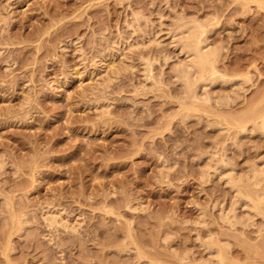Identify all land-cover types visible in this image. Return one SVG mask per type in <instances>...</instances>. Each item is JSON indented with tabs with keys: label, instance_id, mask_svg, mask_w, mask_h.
Here are the masks:
<instances>
[{
	"label": "rangeland",
	"instance_id": "374dc122",
	"mask_svg": "<svg viewBox=\"0 0 264 264\" xmlns=\"http://www.w3.org/2000/svg\"><path fill=\"white\" fill-rule=\"evenodd\" d=\"M263 118L264 0H0V264H264Z\"/></svg>",
	"mask_w": 264,
	"mask_h": 264
},
{
	"label": "bare ground",
	"instance_id": "6f19581e",
	"mask_svg": "<svg viewBox=\"0 0 264 264\" xmlns=\"http://www.w3.org/2000/svg\"><path fill=\"white\" fill-rule=\"evenodd\" d=\"M243 1H244V3H250V2H257L258 0H243ZM177 20L178 21H176L173 25L174 27H173L172 34H174L173 35L174 37H176V35L178 36V37H176L177 38L176 41H178L179 47L185 53L186 57H185L184 61L182 63H180V65H178L177 69L175 68L176 69L175 76H177L178 79L180 80L179 81L177 79L181 83V86H184L183 87L184 94L186 93L187 97L189 96L192 98H197V97H199V95H198L199 86H201V85L206 86L207 83L210 81V76H212L218 72V69L215 65V61L217 59L216 58L217 53L214 50L208 48V47H212V46H209L208 45L209 43L207 44V42L204 38L206 36V30L204 29L202 24L196 23V22H184L180 19H177ZM207 32H208V30H207ZM207 39H208V37H207ZM125 43H128V42H125ZM114 48H116V47H114ZM217 57H220V56L218 55ZM217 62H218V60H217ZM205 95H207V94H205ZM202 98H204V97H202ZM263 121H264V118H263ZM259 166H260V164H259ZM260 175H264V163L260 167H258V165H256L253 169L252 177L256 179L254 181L255 185L260 184V181L257 178ZM252 177H250V178H252ZM238 195H240V194H238ZM262 200L264 201V192H258L255 198L250 196V195H243V194L239 198V202L242 203L243 205L247 206V210L248 209L254 210L255 212L258 210L259 204L261 203ZM257 213H260V212L257 211ZM253 214H254V212H253ZM51 217H52V219H51ZM51 217L48 218V216H45L44 218H48V219H51L52 222L53 221L56 222L54 217L53 216H51ZM248 217H250V216H248ZM250 218H252V216ZM48 219L46 222L50 221ZM50 222H48L49 225H50ZM216 251H217V256H216V252H215V258L217 257V262L220 264H223L224 257L221 255V253H220L221 251L219 250V248L216 249Z\"/></svg>",
	"mask_w": 264,
	"mask_h": 264
}]
</instances>
